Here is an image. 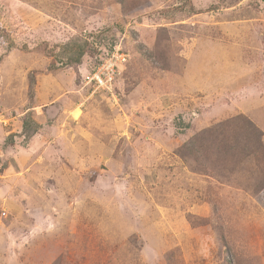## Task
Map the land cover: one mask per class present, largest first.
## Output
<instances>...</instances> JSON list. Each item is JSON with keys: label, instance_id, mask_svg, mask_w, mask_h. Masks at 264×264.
<instances>
[{"label": "rangeland", "instance_id": "obj_1", "mask_svg": "<svg viewBox=\"0 0 264 264\" xmlns=\"http://www.w3.org/2000/svg\"><path fill=\"white\" fill-rule=\"evenodd\" d=\"M0 264H264V0H0Z\"/></svg>", "mask_w": 264, "mask_h": 264}, {"label": "built area", "instance_id": "obj_2", "mask_svg": "<svg viewBox=\"0 0 264 264\" xmlns=\"http://www.w3.org/2000/svg\"><path fill=\"white\" fill-rule=\"evenodd\" d=\"M129 57L121 45H115L112 50L107 51L102 62L97 66L91 80L96 82L98 87H105L112 90L115 74Z\"/></svg>", "mask_w": 264, "mask_h": 264}, {"label": "trees", "instance_id": "obj_3", "mask_svg": "<svg viewBox=\"0 0 264 264\" xmlns=\"http://www.w3.org/2000/svg\"><path fill=\"white\" fill-rule=\"evenodd\" d=\"M115 45L110 46L109 50H112V48ZM84 54H85V49H83V47H81L79 56H83ZM77 59H79V58H77ZM77 62H79V60H77ZM101 62H102V60L99 61L97 65H99ZM229 122H231V121H226L224 123H220V124L216 125L215 127L209 128L203 133L205 136L204 135H200V137L198 139L195 138V139L191 140L189 142V146H191L190 149L194 148V145H196L197 141H199L198 144H200L201 147H207L209 144L210 145L212 144L213 146H215L216 142L218 140H220L223 143V141H225L226 138H227V134H225V133H227V130H228L227 127L229 126V124H228ZM244 124L248 128H253V124L249 120H246V122ZM253 130H255V129L253 128ZM256 133H260V131L258 130V132H257V130H256ZM218 135H219V138H218ZM220 135H221V138H220ZM221 150H222L223 153H225V154L227 153V148L224 147V144H223Z\"/></svg>", "mask_w": 264, "mask_h": 264}, {"label": "bare ground", "instance_id": "obj_4", "mask_svg": "<svg viewBox=\"0 0 264 264\" xmlns=\"http://www.w3.org/2000/svg\"><path fill=\"white\" fill-rule=\"evenodd\" d=\"M8 218V217H7Z\"/></svg>", "mask_w": 264, "mask_h": 264}]
</instances>
